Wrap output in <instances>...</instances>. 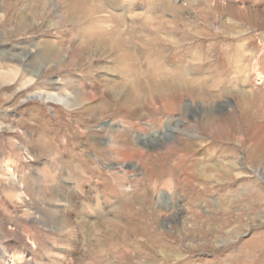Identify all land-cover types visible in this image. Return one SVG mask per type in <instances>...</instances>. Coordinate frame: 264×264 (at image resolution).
Returning <instances> with one entry per match:
<instances>
[{
    "label": "rangeland",
    "instance_id": "rangeland-1",
    "mask_svg": "<svg viewBox=\"0 0 264 264\" xmlns=\"http://www.w3.org/2000/svg\"><path fill=\"white\" fill-rule=\"evenodd\" d=\"M86 1L122 24L145 82L186 91L171 103L154 89L136 97L112 54L82 37L69 4L8 0L5 12L0 0V72L37 81L0 87V219L36 247L0 238L4 263L20 252L15 264H83L66 258L74 235L56 223L67 209L48 190L56 185L81 201L71 211L86 224L79 243L101 247L104 264H264L247 247L264 244V0ZM71 46V64L42 56ZM82 85L103 91L95 115L89 103L70 110L28 98ZM124 99L140 114L119 109ZM14 188L29 207L16 203ZM89 190L98 199L84 200Z\"/></svg>",
    "mask_w": 264,
    "mask_h": 264
},
{
    "label": "bare ground",
    "instance_id": "bare-ground-1",
    "mask_svg": "<svg viewBox=\"0 0 264 264\" xmlns=\"http://www.w3.org/2000/svg\"><path fill=\"white\" fill-rule=\"evenodd\" d=\"M7 1L8 0H2L5 12H7V5H6ZM61 1L65 4V6H68V4L70 5L67 8H68L70 14L71 13L73 14V20H74L76 26L80 30H82V33H81L83 35L82 37L87 38L88 40H90V43L94 44L95 46H99L102 49L105 48L109 53L112 54V56L114 57V60H116L118 62L119 66L122 67V69H121V70H123L122 72L130 74V77H132V80H131L130 86H126L127 87L126 89H130L131 90V88H129V87H133L134 90H135V94L137 95L136 97H138V93L141 92V91H144V90H147V89L153 91L152 89H154V91L157 90L161 94H163L162 97L168 99V101L171 103L172 99L175 96L180 95L179 91H183V92L186 91V88L184 86H182V85H173V84L164 83V82H161V81H155L154 83L145 82L144 79L139 76L140 72H139L138 65H137V63H136V61L134 59V55L132 54V52H130L128 50V46L126 45V44L129 45V41H128L129 39H127L128 35H127L125 29H123L124 27L116 19H114V22H113V18L112 17H108V16H105V15L96 16V14H98V13H100V14L105 13L103 11V9H101L99 6L94 5V4L91 5V3H89L86 0H61ZM82 22H84L86 27L82 24ZM21 23H22V20L18 21V23H17V27L19 29L22 28ZM153 24H154V22H153ZM61 48H63V47H61ZM61 48L60 49L55 48L54 50L53 49L52 50H48L50 53L46 52V53L42 54V56L43 57H48L49 59H52L54 61L59 60L62 57H63V59H64V57H67V61L66 62L71 64L73 62L72 60H75V58H76L75 55L77 53V51L75 50L74 46H71V48L66 47V48L63 49L64 51L61 50ZM28 56L30 57V55H28ZM36 64H38V63L36 62ZM37 67H39V66H37ZM22 70L25 71V69H22ZM24 71L22 73H24ZM8 72H10V73L0 72V87L4 86V85H8V84L10 85V83H13V84L15 83L17 85L22 86V88H23V87H26L28 85L32 86L33 83L37 82L36 79L34 78V75H32L31 78H28V80H27V79H25L26 77L23 74H20V73L16 72L15 70H13L12 72L11 71H8ZM60 84H61V86H64V83H60ZM62 89L63 88H61V90ZM112 90H113V88H112ZM102 94H103V91L102 92H94V93L93 92L92 93L88 92V90L86 88H84V86L82 85V87L80 86L77 89V91L73 92V93H66V92H63V91H60L59 93H49V92H43V91L40 92V91H38V92H34V93H31L30 95H28V98H35V99H38V100H41V101H48L50 103H58V104H61L62 106L66 107V108H69L70 110H74L76 107L85 108L87 106V103H89L91 106H89L87 109H88L90 114L95 115L96 112H97V104H96V100L95 99H96V97L98 95H102ZM149 94H150L149 97L153 96L152 93H149ZM251 94L252 95H256L257 92L254 91ZM263 100H264V98H263ZM131 101H133V102L128 103V101H126L124 99V100H122V102L118 103V106H119V109H122V110H127L128 107L131 106L130 109H132L133 111H128L129 112L128 116L130 114L132 115V112H133L134 116H136L139 113L138 104L135 103L134 99H131ZM110 106L111 105L109 103L108 106H106V105L104 106V109H106V108L109 109ZM112 107L113 108L115 107L114 103H112ZM243 111L246 112L248 110L244 109ZM123 112H126V111H123ZM122 114H124V113H122ZM55 117L56 118L59 117L57 113H55ZM118 136H120V134H118ZM115 137H117V136L115 135ZM109 145H110V148H109V146H108V148L111 149L113 152H114V150L118 151L120 149L119 147H117L116 143L115 144L111 143ZM141 154H143V153L141 152ZM148 154L150 155V153H148ZM154 156H155V154H154ZM149 157H151V156H149ZM13 178L14 177H7L5 179V181L7 183L12 184V186L14 187V186H17V184L15 183ZM15 190H16V188H14L12 193L14 192L17 195V197L15 198L17 200L16 203H18V205L23 203L25 207H29L32 204L30 202V200L28 198L27 199L29 201L24 200L23 197L21 196L24 193L17 194L16 193L17 191L15 192ZM48 190H52L53 193H54V199H56L57 201L63 202L61 204L62 205L63 204L66 205L65 208H67L66 210L59 211L60 214H58V215H61V216H60V218H58L56 220V223H57V225L60 226L61 230L64 233L66 232L65 234H70L71 233L72 235H74V239L72 241H68L67 242L68 243V247L72 248V251H69L68 249H64V250H66V251H64L65 253H69L70 252L72 254L71 256H66V258L74 257L75 259H77V257H78V258L81 259L83 264H104V263H106L108 261V257L106 255V253L101 249V247H99V246H92V247L91 246H87L86 248H84L79 243V241H82V243H85L84 241L86 239L83 240L82 238L86 237L85 236L86 231L85 232L83 231V234H82V229L81 228L84 227V229H85L86 228V224L84 222L82 223V222H78L77 220H75L74 217H73V213L71 211H75L76 209H78L82 205L81 201L79 199L75 198V195H74V193L71 190H68V189L61 190L56 185H53L52 187L50 186V188H48ZM97 196L98 195H95V192L93 190H89V191H86L85 196H84V200L93 201ZM96 199H98V198H96ZM123 203H126V202H123ZM127 203H128V201H127ZM0 204H3L2 200H0ZM128 204L125 205V206H128ZM98 205L99 204H97V206ZM97 206H95L94 208H96ZM128 208H130V206ZM15 213H17V211H15ZM6 225H7L6 220H4L3 218L0 219V238L8 239V238L15 237L16 239H19V240L25 242V243H22L25 247H29L31 249H35L36 248L34 244H29L28 242H26V239L22 236L24 231L20 232V230L18 231L17 229L12 230L13 228L7 229ZM51 225H54V224H51ZM100 228H104L103 224H101ZM77 229H80V231L76 232ZM234 233H235V231H234ZM236 234H238V233H236ZM80 236H82V237L80 238ZM147 241H148V244L150 245V240H147ZM153 241L158 243V244L160 242V241L157 242L156 240H153ZM154 242L151 243V247L153 249L155 248L154 250H156L157 253H160L159 252L160 250L158 251V249H157V248H159L158 247L159 245L157 246ZM31 243H33V242H31ZM102 244H101V246L105 248L106 246L104 244L103 245ZM253 244H254V250L256 252H260L262 254L261 257H263L264 256V244L262 245V238H260V239L256 238L255 242H252V244L247 245V247H250ZM10 246H15V245L12 243ZM4 251H8L9 252V249L8 248H1L0 249V264H5L4 261H3V259H4L3 256L4 255L2 253ZM120 256L123 257V255H120ZM20 258H22L20 252H15L12 255V257H11V264H15L16 263L15 261L20 259ZM263 260H264V257H263ZM242 264H245V263L243 262Z\"/></svg>",
    "mask_w": 264,
    "mask_h": 264
}]
</instances>
